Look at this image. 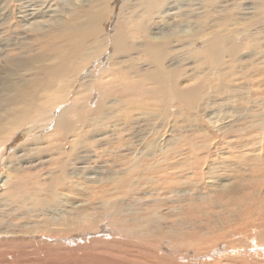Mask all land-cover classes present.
I'll return each instance as SVG.
<instances>
[{"label":"rangeland","instance_id":"374dc122","mask_svg":"<svg viewBox=\"0 0 264 264\" xmlns=\"http://www.w3.org/2000/svg\"><path fill=\"white\" fill-rule=\"evenodd\" d=\"M20 1L0 0V63L10 57L29 63L27 68L8 76L7 81L15 82L29 75L35 78L13 86L6 82V96H13L20 90L37 91L40 79L50 75L51 71H66L63 74L67 76L60 78L59 82L65 84L69 80L70 85L77 77L74 71L81 68L79 65L84 63L83 60L94 61L100 56H104L106 62L102 61L92 70L94 73L91 71L95 80L101 70L108 71L107 65L113 61L118 62L125 71H130L132 79L133 76L135 79L145 77L152 70V63L143 55V51L135 47V51L133 47L130 50L126 48L128 52L122 50V55L119 50L118 55L123 56L119 57L117 53H112L113 44L110 39L105 40L117 26L115 21L116 16H120V12H117L119 8L121 16L126 17L128 1L51 0L52 13H62L58 17L59 22L51 23L47 28V36L49 34L48 37H53V40L46 39V33L40 30L46 26L25 29L18 26L14 13L16 2ZM29 1L37 4L41 2V5L45 0ZM142 1L144 4L145 0ZM156 1L150 8L142 2L138 4L141 9L144 8L139 12L144 15L141 17L154 10H163L164 7L157 9ZM179 1L177 9L173 10L176 11L173 21L170 19L165 23L174 34L183 28L184 33L180 34L187 37L191 35L190 30L199 25L206 30L209 27V31L226 26L229 29L241 27L239 32L248 29L256 33L251 32L247 37L250 40L248 43L243 40L242 34L234 33L237 38L235 41L240 44L239 49H235L234 45L236 54L231 55L234 50L233 47L229 48L230 53L223 54V60H220L221 57L215 64L208 63V60L205 64L203 55L194 51L200 45L196 39L190 42V37L187 40L181 36L178 39L182 43L174 41L175 48L178 46L181 51L194 47L193 57L190 56L192 50H183L181 55V51L177 53L178 49L175 52L170 46L173 42L168 44L167 52L173 51L170 52L173 56L169 55L171 59L167 56L165 62L170 60L166 63L167 68L180 65H175L180 91L202 84L201 93L190 102L173 100L171 105H168L170 101L164 105L157 95L151 93L147 96L144 94L146 97L139 96L148 100L137 97L135 102H131L134 108L127 100H122V103L121 100L117 101V107L112 100L100 97L101 92H104L102 89L79 84L81 80H89L91 73L88 78L85 77L87 79L80 78L78 83L76 80L68 98L75 96L80 106L85 104L84 108H89L90 116L87 119L90 120L89 124L82 127V137L80 134L75 136L81 140V148L78 149L72 143L75 140L72 129L59 130L52 125L54 122H48L44 127L46 130L42 128L37 133L41 146L37 145L39 151L31 150L30 147L35 145L26 147L27 143L22 141L18 146L21 151L15 149L18 152L14 154V162L1 166L0 183L12 179L17 173H25L30 177L24 181L27 194L24 202L0 201V264H141L139 260L142 252L147 256V264H264V0ZM90 6V10L96 9L97 13H94L98 17L88 12ZM183 13L187 15H179ZM148 18L147 15L144 22ZM128 28L136 32L129 38L134 41L127 40V45H138L142 35L147 36L145 30H142V35L139 34V25L131 24ZM53 31L57 33L51 37ZM83 39L89 43L86 49ZM230 42L233 44V39L228 40ZM57 44L63 48L57 47ZM192 44L196 45L192 47ZM55 46L56 49L52 50ZM187 46L190 47L187 49ZM131 50L134 52L131 53ZM35 51L39 54L42 52L41 59L34 57ZM74 51L78 62L73 61L67 65L65 61L58 66V59ZM109 56L113 57L111 61ZM92 67L84 70L85 74ZM178 67L182 69L180 72ZM47 68L50 73L46 71ZM80 70L83 71L82 68ZM149 84V87H143L150 90L154 84ZM89 86L93 90L88 91L91 89L87 88ZM88 92H92L91 96ZM99 97L105 102L100 108L105 114L97 121L95 114L101 111L95 110L99 109L98 102H102ZM69 99L64 103L71 107L73 100L71 98L72 102H69ZM66 104L62 106L68 107ZM111 104L114 109H119L118 113L110 108ZM58 109H54L55 118L59 115ZM82 114L81 111L80 118ZM70 118L72 126L75 120L79 121L76 114ZM131 121L134 129L130 127ZM41 135L44 137L41 138ZM17 141L13 139L12 145ZM21 152L25 159L23 155L20 157ZM78 152H81V162L76 159ZM41 155L47 157L43 165L39 163L38 157ZM19 158L21 164L26 162L30 166L23 168ZM55 176L60 177L57 186L62 194L57 198L44 192L30 196L34 188L43 186L48 189L51 178ZM110 179H114V183H109L113 182ZM6 188L4 185L3 190ZM112 192H117L118 196ZM67 201L74 204L69 205ZM118 205H122L121 212L116 209ZM149 205H157L156 210ZM78 207L82 208L81 219L73 218L74 210ZM125 211H130V214ZM135 216L144 218L134 219L137 218ZM73 219L76 223L70 222ZM126 253H129L128 256L137 255L134 259L138 255L140 258H132V261L129 257L123 261L122 256L126 257ZM141 259L145 263L143 257Z\"/></svg>","mask_w":264,"mask_h":264},{"label":"bare ground","instance_id":"6f19581e","mask_svg":"<svg viewBox=\"0 0 264 264\" xmlns=\"http://www.w3.org/2000/svg\"><path fill=\"white\" fill-rule=\"evenodd\" d=\"M18 1H20V0H18ZM33 1V0H32ZM35 1V0H34ZM81 1V0H80ZM126 1H128L129 3H128V6H127V8L129 9V11H127V12H125V14H127L126 15V17H124V16H121V9L119 8L118 10H117V12L119 13V17L118 16H116V18H117V20H116V18H115V24L117 25L116 27H115V29H113L112 30V32L111 33H109V35L107 36V34H106V38H105V40L108 38V40L110 39V42H111V45H112V53H117V55H118V52H119V50H120V52L119 53H121V52H123L122 50H125V51H127L128 52V50H130L131 49V47H133V49H134V51H135V48H137L138 50H140V51H143L144 52V54L142 53V52H140V51H138L137 49H136V51H138L139 53H142L144 56H146V57H148L149 58V60H150V62L152 63L151 65H152V70H150V71H148L147 73H146V76L145 77H142V78H139V79H135L134 78V76H133V79L131 78V74H130V71H125L124 69H123V67H121V65H118V62H116V61H113L112 63L111 62H109V60H108V65H107V69H108V71H105L104 69L103 70H101L100 71V73L98 74V76H97V78H96V80L94 79V76L92 75L94 72V69L103 61H105V57L104 56H100V57H98L96 60H94V61H91V59H90V61H86V60H83L84 61V65L83 64H80L79 66H81V68H82V72H81V68L80 67H78L79 69H78V71L76 72V71H74L75 73H77L76 74V78H74V80L71 78V80H73L72 81V83L69 85V83H70V81L68 80V82L67 83H65V84H61L59 81V79L60 78H62L63 76H65L63 73L64 72H66V71H51V74L50 75H48V76H46V77H44V78H41L40 79V81H39V85H38V89H37V91H35V92H29V91H23V90H20V91H18V92H15L14 94H13V96H6L5 95V88H4V84L6 83V82H8L10 85H20L19 83L20 82H29V81H32V80H34V78H35V76H33V75H29V76H24L25 78H23V77H18V78H20V79H16L17 81H15V82H12V81H7L6 79L8 78V76H10L11 74H13V73H16V72H18V70L20 71V69H23V68H27L29 65V63H26V62H23V61H21V60H16V58H15V60H13L11 57L10 58H5V59H7L6 61H4V62H1L0 63V170H1V166H5V164L6 163H13L14 162V154H16L19 150H20V147H18L20 144L19 143H21L22 141H25L26 143H27V146L26 147H28V146H33V145H35V147H30V149L31 150H34V151H39L38 150V148H37V145H39V143H38V141H39V135L37 134V133H39V131L43 128L44 130H46L45 128V126H47V124H48V122H54L52 125H54L55 127H57V128H59V130L60 129H66V130H73V136L75 137V136H78L79 134L81 135V137H82V134H83V131H82V127H84V126H87L88 124H89V121L90 120H87V119H90V116H89V112H88V109L87 108H84L86 105L84 104H82V101H81V104L83 105V106H80V103L78 104V102H79V100H76V97L75 96H73V97H71L70 95V99L72 98V100H73V104H72V106L71 107H69L66 103L68 102L67 100L69 99L68 98V94H69V92H71V87H74L73 86V84L76 82V80H77V83H78V81H79V79L81 78V79H87L88 77L87 76H89V74H90V77L91 78H88L89 80H83L84 81V83H83V81L81 80V82H79V84L80 83H82L83 84V86H84V84L86 85V84H89V85H91V87H97V88H99V89H102L104 92H101V94H100V97L102 96V99L103 100H105L106 98H107V100H112V102H114V104L116 105L117 103V101H119V100H121V103H122V100H127V101H130V103L131 102H133L137 97L139 98V96L141 97L142 95L144 96V94L146 95V94H151V93H154L155 95H157V97H158V99L159 100H161V101H163V103H164V105L166 104V103H168V101H170L169 102V104L168 105H171L172 104V102L171 101H176V100H180V101H184V102H190L192 99H194L196 96H197V94L201 91V88H202V84L201 83H199V84H197V85H195V86H193L192 88H189V89H181L182 91H180V89L178 88V77H179V74H178V69L175 67V65L177 66V65H179V64H175V65H170L171 67H175V68H170V66L167 68V65L168 64H166L168 61H170V60H167V62H165L166 60L165 59H167V56H168V58H172V57H169V55L171 54V56H173V54L172 53H170V52H173V51H169V52H167L168 50H167V48L169 47L168 46V44L170 45L172 42V45H170V46H172L173 48H174V51L175 50H177L178 49V52L177 53H180V49L181 48H178V46H177V49L175 48L176 46H174L175 45V43H174V41H176V42H181V41H179V39L178 38H180L181 36H183V34H180V32L181 33H184V31L181 29V30H179V32H178V34H174V33H172L171 31L172 30H170L171 28L168 26V25H166L165 23L168 21L169 22V20L170 19H172V21H173V18L176 16V11H173V10H175V9H177V2L179 1V0H157L156 2L158 3V7H157V9L159 8H163V10H161L160 12H157V11H151V12H149V13H147V15L149 16V18L147 19V20H145V22H144V19H145V17L147 16H145V17H141V16H144V15H141V14H139V12L140 11H142L143 9H141L140 8V6L138 5L139 3H141V4H143V1L142 0H125V2ZM154 1L155 0H145L144 1V4L143 5H145V6H147V8H150V5L151 4H153L154 3ZM234 1H236V0H234ZM37 2V1H36ZM121 2V1H120ZM155 2V3H156ZM180 2V1H179ZM29 3V4H28ZM39 3H41V2H39ZM37 4V3H35V2H31V1H29V0H22V1H20L19 3H17L16 2V8H15V17L17 18V24H18V26H20V28H27V27H29V28H32L33 26H36V27H40V26H46V27H43L42 29H40L43 33H46V31H47V28L49 27V24H51V23H53L54 24V22H59V18L58 17H60L61 15H62V13H52V11L51 10H53L51 7L53 6V1L51 2V0H45V1H43L42 2V4L40 5V4ZM121 3H123V1L121 2ZM79 4V3H78ZM127 4V3H126ZM140 4V5H141ZM250 5V4H249ZM224 6V5H223ZM226 6V5H225ZM140 9H139V8ZM252 7V6H251ZM250 7V8H251ZM2 8V7H1ZM92 8V6H90L89 7V11L88 12H90L93 16H94V14H95V16H97L96 15V9L95 8H93V10H90ZM12 9V8H11ZM55 9V8H54ZM95 9V10H94ZM126 9V8H125ZM137 9V10H136ZM245 9V8H244ZM97 11H98V9H97ZM178 11V10H177ZM244 11H246V10H244ZM94 12H96V13H94ZM115 12V11H114ZM250 12V11H249ZM118 13H116V14H118ZM180 13V12H179ZM189 13V12H188ZM243 13H246V12H243ZM247 13H248V11H247ZM100 14V13H99ZM191 14V13H190ZM180 16H186L187 14H179ZM8 16V15H7ZM85 16H87V14L85 15ZM80 17V16H79ZM98 17V16H97ZM65 19V18H64ZM91 19V18H90ZM97 19H99V18H97ZM185 19H186V17H185ZM84 20V19H83ZM86 20V19H85ZM186 20H189V19H186ZM90 21V20H89ZM94 21V20H93ZM121 21H123L121 24H119ZM24 22V23H23ZM66 22V21H65ZM160 22H163V23H160ZM167 22V23H168ZM183 22V21H182ZM61 23V22H60ZM71 23V22H70ZM74 24H75V22H73ZM95 23V22H94ZM8 24V23H7ZM62 24V23H61ZM67 24V23H66ZM131 24H134V25H139L140 26V30H139V34H141L142 35V30H145L146 31V33H147V36H144V35H142L143 36V38L141 39L142 41L139 43V42H137V44L138 45H136V44H134V46H133V44H132V46L131 45H127V40L128 41H130L129 40V38L132 36V34L134 33V32H136L135 30H129V28H128V26L129 25H131ZM76 25V24H75ZM84 25V24H83ZM83 25H82V27H83ZM87 25V24H86ZM174 25V24H173ZM51 26V25H50ZM174 26H177L176 24L174 25ZM200 26V25H199ZM198 26V27H199ZM203 26V25H202ZM205 26V25H204ZM194 27H196V28H192L191 30H190V32H191V35H186L188 38L190 37H192L191 39L189 38V40H190V42L191 41H193L194 42V39H196V40H198V41H200V45H199V48L197 49V47L194 49V47L193 46H195V45H191L192 47V49H194V51L196 50V51H198L199 52V54L202 56L203 55V58H205L206 60H204V62H205V64H206V61L209 63H211V64H215V63H217V61L219 62V59L220 60H223V54H226L227 52H229L230 53V49L229 48H232L233 50H234V45H235V49H236V47H238V49H239V45H238V43L235 41V38H236V36L234 37V33H239V35L240 34H242L241 36H243L242 38H244L243 40H247L246 42L248 43V41L250 42V40L249 39H247V37L249 36V35H251L252 33H256V32H249L248 31V29H244V31L243 30H241L240 32H242V33H240L239 32V30L240 29H242L241 27L239 28V27H232L231 29H229L228 27H226V26H224V27H222V28H219V29H211L210 31L208 30L209 29V27H208V29L206 30L205 28H202L201 26L198 28L197 26H194ZM55 28V27H54ZM58 28H59V26H58ZM78 28V27H77ZM198 29H200V30H198ZM39 30V31H40ZM49 30V29H48ZM53 30V29H52ZM56 30V29H55ZM245 30H247V31H245ZM34 31V30H33ZM51 31V30H50ZM25 32V31H24ZM23 32V33H24ZM70 32H71V30H70ZM73 32H74V30H73ZM78 32V31H77ZM176 32V31H175ZM229 32V33H228ZM231 32V33H230ZM57 32L55 31V33H54V31L52 32V35H50L51 37L52 36H54L55 34H56ZM72 33V32H71ZM79 33V32H78ZM257 33H259L258 31H257ZM7 34V33H6ZM50 34H51V32H50ZM77 34V33H76ZM80 34H82L81 33V31H80ZM190 34V33H189ZM231 34H233V35H231ZM46 36H47V33L45 34ZM75 35V34H74ZM73 35V36H74ZM238 35V36H239ZM25 36V35H24ZM27 36V35H26ZM28 36H29V34H28ZM48 36H49V34H48ZM47 36V38L46 39H48L49 37ZM76 37L78 36V35H75ZM140 35H138V37H139ZM179 36V37H178ZM194 36V37H193ZM237 36V37H238ZM16 37V36H15ZM67 38L69 37V36H66ZM173 37H177L175 40H173L172 38ZM187 37H184L183 36V39H187ZM232 37H234V38H232ZM53 38V37H52ZM52 38H49V39H52ZM61 38V37H60ZM59 38V39H60ZM72 38V37H71ZM80 38V37H79ZM86 38V37H85ZM228 38H230V39H233V44H231V42H230V44L228 43V40H230V39H228ZM239 39L241 38V37H238ZM241 38V39H242ZM58 39V40H59ZM73 39H74V37H73ZM72 39V40H73ZM171 39V40H170ZM228 39V40H227ZM237 39V38H236ZM257 39V38H256ZM53 40V39H52ZM52 40H51V42H52ZM62 40H64L63 42H65L66 41V39H64V37L62 38ZM75 40V39H74ZM188 40V39H187ZM195 40V41H196ZM2 41V40H1ZM67 41H68V39H67ZM132 41H134V40H131L130 42H132ZM183 41V40H182ZM252 41V40H251ZM46 42V41H45ZM70 42V41H69ZM82 42L83 43H85V47L84 46H82V47H84V49H86V47H87V45L89 44L88 43V41L86 40V39H83L82 40ZM17 43V42H16ZM104 43V42H103ZM109 43V42H108ZM178 43H176V45L178 44ZM182 43V42H181ZM189 43V42H188ZM56 43H54L53 44V46L55 45ZM180 44V43H179ZM185 44H186V42H185ZM108 45V44H107ZM229 45V47H228V49L226 48V46H228ZM231 45H233V46H231ZM236 45H238V46H236ZM71 46V45H70ZM70 46H67V48L68 47H70ZM79 46V45H78ZM81 46H80V48H81ZM104 46V45H103ZM231 46V47H230ZM50 47H51V45H50ZM57 47H59V48H63L61 45H59V44H57ZM72 47V46H71ZM70 47V48H71ZM77 47V46H76ZM107 46H105L104 48H106ZM128 47H130V48H128ZM135 47V48H134ZM181 47V46H180ZM183 47H184V45H183ZM190 47V46H189ZM188 46H187V49L189 48ZM92 48H94V47H92ZM128 50H127V49ZM185 48V47H184ZM41 49V48H40ZM55 50L56 49V46H55V48L54 47H52V50ZM74 49V47L72 48V50ZM76 49V48H75ZM84 49H82V50H84ZM107 49V48H106ZM106 49H104V50H106ZM192 49H189L188 51L186 50V48H185V50L184 51H186V52H189L190 50H192ZM237 49V50H238ZM29 50H31V49H29ZM28 50V51H29ZM34 50H36V47L34 48ZM82 50H80V51H82ZM102 50H103V48H102ZM103 50V51H104ZM182 50V51H183ZM28 51L26 52L25 51V54H28ZM37 51V50H36ZM34 52V53H36L35 55H34V57H37L38 59H41V56H43V55H41L42 54V52H41V54H39V53H37V52ZM46 51V50H45ZM49 51V50H48ZM87 51V50H86ZM85 51V52H86ZM107 51V50H106ZM132 51V50H131ZM134 51H132L131 53H133ZM182 51H181V55L183 54L182 53ZM183 51V52H184ZM239 51V50H238ZM62 52V49L60 50V52H59V54ZM68 52V51H67ZM176 52V51H175ZM191 53L193 52V50L192 51H190ZM234 52V53H233ZM233 52H231L230 54L232 55V54H236V50H234ZM18 53V52H17ZM33 53V54H34ZM45 52L43 51V54H44ZM56 53H57V51H56ZM64 53V52H63ZM76 51H74V52H72V53H69V54H63V55H65L66 56V58H65V56L62 58V59H56L57 61H56V63H58V66H59V63H64L65 61H66V64L67 63H72L73 61H75V62H78L79 60H76L77 58H76ZM92 53V52H91ZM229 53H227V54H229ZM30 54H31V52H30ZM59 54H57L58 56H60ZM88 54V53H87ZM86 54V55H87ZM105 54V53H104ZM108 54V53H107ZM14 55V54H13ZM45 55H46V53H45ZM62 55V56H63ZM85 55V54H84ZM90 55V54H89ZM96 55H97V53H96ZM112 55H114V54H112ZM117 55H115V56H117ZM120 55V54H119ZM118 55V56H119ZM121 55H122V53H121ZM119 56V57H123V56ZM193 55H194V53H192V55L190 54V56H192L193 57ZM199 55V56H200ZM47 56V55H46ZM88 56V55H87ZM139 56H140V54H139ZM226 56V55H225ZM13 57V56H12ZM55 57V56H54ZM57 57V56H56ZM89 57V56H88ZM14 58V57H13ZM85 58V57H84ZM108 58H110V61H111V59L113 58V57H111V56H109ZM115 58H117V57H115ZM174 58V57H173ZM201 58V57H200ZM86 59V58H85ZM81 60V59H80ZM174 60V59H173ZM172 60V61H173ZM201 60V59H200ZM32 62H33V60H31ZM172 61H171V63H172ZM175 61V60H174ZM106 62V61H105ZM121 62H122V60H121ZM221 62V61H220ZM62 63V64H63ZM80 63V62H79ZM175 62H173V64H174ZM202 63H203V61H202ZM207 63V64H208ZM76 64V63H75ZM219 64L220 63H218V65L217 66H219ZM57 65V64H56ZM61 65V64H60ZM67 65H69V64H67ZM204 65V64H203ZM210 65V64H209ZM208 65V66H209ZM58 66H57V69H58ZM64 66V65H63ZM62 66V67H63ZM93 66V67H92ZM180 66V65H179ZM195 66V65H194ZM70 67V66H69ZM77 67V66H76ZM89 67H92V69L90 70V72L88 73V72H86V74H85V72H84V70H87ZM55 68H56V66H55ZM54 68V69H55ZM178 68H180L179 69V72H180V70H182L181 69V67H178ZM53 69V70H54ZM60 69V68H59ZM62 69V68H61ZM65 69V68H64ZM77 69V68H76ZM175 69V70H174ZM176 69H177V71H176ZM216 69H217V67H216ZM93 70V71H92ZM46 71L48 72V73H50V69L49 68H47L46 69ZM68 71V70H67ZM72 71V70H71ZM93 73H92V72ZM95 71H97V70H95ZM99 71V70H98ZM107 72V73H106ZM80 73H81V75L82 76H80ZM106 73V75H103V74H105ZM63 74V75H62ZM18 75V74H17ZM22 74H20V76H21ZM14 76H16V75H14ZM67 76V75H66ZM68 76H69V74H68ZM71 76H72V74H71ZM93 76V77H92ZM12 77V76H11ZM85 77H87V78H85ZM107 77V78H106ZM78 78V79H77ZM106 78V79H105ZM67 79H70V77L69 78H67ZM66 79V80H67ZM6 80V81H5ZM148 80V81H147ZM62 81V80H61ZM65 81V80H64ZM149 81H150V84H154V85H152L149 89L150 90H147L146 88H144L143 86H145L146 85V87H149L148 85H147V83L149 84ZM4 82V83H3ZM145 82H147V83H145ZM3 83V84H2ZM76 84V83H75ZM81 84V85H82ZM149 84V85H150ZM69 85V86H68ZM83 86H81L82 88H83ZM153 86H154V89H152L153 88ZM90 86L89 87H87V88H91ZM93 87V88H94ZM71 88V89H70ZM97 88H95V89H97ZM88 91H90V90H93L92 88L91 89H87ZM79 91V90H78ZM85 91V90H84ZM64 92V94H62ZM73 92V91H72ZM86 92V91H85ZM95 92H96V90H95ZM89 94L90 93H92V92H88ZM201 93V92H200ZM199 93V94H200ZM77 94V92H75V95ZM83 94V93H82ZM198 94V95H199ZM84 96V95H83ZM90 96H91V94H90ZM147 96V95H146ZM146 96H144V97H146ZM81 97V96H80ZM87 97L89 98V96L87 95ZM87 97H85V98H87ZM99 97V99H101ZM139 98L140 100H143L144 99V101L145 100H148V99H145V98ZM77 98H78V96H77ZM69 99V102L71 101L72 102V100H70ZM101 99V100H102ZM103 100H102V102L101 101H99L98 102V108L99 109H96L95 110V112H97V110H99V111H101L99 114H95V117H97L96 118V120L98 121L99 119L98 118H100V116L101 115H103V114H105V112H102V109H100L101 108V106L103 105V103H105V102H103ZM66 101V103H64ZM125 102V101H124ZM135 102V101H134ZM84 103V102H83ZM90 103V102H89ZM111 103V102H110ZM126 103H128V102H126ZM138 102L136 101V104H137ZM149 103V102H148ZM151 103V102H150ZM62 104L64 105V104H66L68 107H66V106H62ZM87 104V103H86ZM132 105H133V103H131ZM112 105L113 104H111V109L113 108L112 107ZM139 105V104H138ZM137 105V106H138ZM117 106V105H116ZM136 105H135V107H137ZM59 108L58 110H59V113L57 112V114H59L58 116H56V118L53 116V112H54V109L55 108ZM115 107V106H114ZM118 107V106H117ZM130 107V106H129ZM129 107H128V109H129ZM142 107V106H141ZM132 108H134V105H133V107ZM140 108V107H139ZM148 108V107H147ZM106 109V108H105ZM114 109V108H113ZM143 109V108H142ZM146 109V108H145ZM150 109H154V108H150ZM114 110H116L117 111V113H118V110H117V108H115ZM122 110H123V108H122ZM137 110V109H136ZM155 110V109H154ZM56 111V110H55ZM82 111V116H81V118H80V112ZM149 111V110H148ZM152 111V110H151ZM91 113V112H90ZM128 114L130 113L129 112V110H128V112H127ZM55 114V113H54ZM72 114H76L77 115V118L79 119V121H74L75 122V124L72 126V120H70L71 118H70V116L72 115ZM88 114V115H87ZM127 114V115H128ZM126 115V114H125ZM130 116H131V114H130ZM73 117V116H72ZM93 117V116H92ZM103 117V116H102ZM76 118V117H75ZM123 119H124V117H123ZM226 119V118H225ZM117 120V119H116ZM130 120H131V118L128 120V122H130ZM216 121V120H215ZM73 122V123H74ZM77 122H78V124H77ZM218 122V121H217ZM130 124V127L132 128V127H134L133 125H132V121H131V123H129ZM217 125V124H216ZM49 126V125H48ZM45 127V128H44ZM139 127V126H138ZM54 129H56V128H54ZM77 129H79L78 131H77ZM130 129V128H129ZM132 129H134V128H132ZM135 129H136V127H135ZM123 130V129H122ZM42 132V131H41ZM71 132V131H70ZM117 132V131H116ZM121 132V131H120ZM46 133V132H45ZM65 133V132H64ZM122 133V132H121ZM43 134V133H42ZM66 134V133H65ZM42 136V135H41ZM65 136V135H64ZM144 136V135H143ZM44 136H42L41 138H43ZM81 137H80V139H81ZM141 137V136H140ZM40 138V139H41ZM100 138V137H99ZM13 139H15V141L16 140H18L17 142H15L14 143V145H12L13 143ZM101 139H102V137H101ZM50 140V139H49ZM117 140H118V138H117ZM43 141V140H42ZM72 141V140H71ZM75 143V146H77V148L78 149H80L81 148V140H77L76 139V137H75V140H73L72 141V143ZM97 142V141H96ZM9 144H11L10 146H9ZM24 144V143H23ZM192 145V144H191ZM40 146V145H39ZM73 146V145H72ZM75 146H73L74 148H75ZM22 147V146H21ZM41 147V146H40ZM118 147V146H117ZM18 148V151H15V149H17ZM76 148V149H77ZM126 148V147H125ZM9 149H11V150H9ZM22 149V148H21ZM127 149V148H126ZM41 150V149H40ZM21 151V150H20ZM26 152V151H25ZM28 152V151H27ZM22 154H19L20 155V157H21V155H23L24 153L23 152H21ZM34 153V152H33ZM32 153V154H33ZM45 153V152H44ZM25 156H26V154H25ZM35 156V155H34ZM36 156H37V153H36ZM16 157V156H15ZM26 157H28V156H26ZM39 158V160H40V162L39 163H42V165H43V162H45L46 160H44L45 158H47V157H45V156H40V157H38ZM80 158H81V152H78L77 153V155H76V159L77 160H79V162H81L80 161ZM16 159V158H15ZM20 159V158H19ZM23 159H25L24 158V155H23ZM82 160V159H81ZM95 160V159H94ZM17 161V160H16ZM21 159H20V161H19V164H21ZM34 161V160H33ZM37 161V160H36ZM77 162V161H76ZM17 164H18V162H16ZM23 163H26V162H23ZM21 164V166H23V168H24V166H25V168H27L26 166H30V163H26V164ZM35 163V162H34ZM36 163H38V162H36ZM87 163V162H86ZM18 164V165H19ZM45 164V163H44ZM12 165V164H11ZM14 165V164H13ZM150 165V164H149ZM9 166V165H8ZM35 166H38L37 164H35ZM40 166V165H39ZM3 172V171H2ZM140 173V172H139ZM25 174V173H24ZM24 174H20V173H17V175H15L14 177H12V179H9L8 178V180L6 179V180H4L2 183H0V201H2V200H4V201H17V202H21V201H25V199H26V192H25V186H24V181H25V179L26 178H28V177H30V175H24ZM121 174V173H120ZM0 176H1V173H0ZM126 177H128V176H126ZM107 178V177H106ZM114 178V177H113ZM125 178V177H124ZM49 180V179H48ZM110 180H112V179H110ZM114 180V179H113ZM112 180V181H113ZM115 180H116V177H115ZM0 181H2V180H0ZM59 181H60V177L59 176H55L54 178H51V183H50V185L48 186V189L45 187H39V188H34L33 190H32V192H31V195L30 196H37V195H39L40 193H42V192H44V193H47V194H49L51 197H58L59 196V194H62V193H60V190H58V188H59V186H57V185H59ZM129 181V180H128ZM10 183V184H9ZM48 183V182H47ZM109 183H114V181L113 182H109ZM116 184V183H115ZM4 185H6V190L4 189L3 190V186ZM111 185V184H110ZM123 185V184H122ZM131 184L129 183V186H130ZM46 186V185H45ZM124 186H127L126 184L124 185ZM159 186V185H158ZM161 186V185H160ZM120 186H118V187H116V188H119ZM122 187V186H121ZM132 187V186H131ZM134 187V186H133ZM132 187V188H133ZM112 188H113V186H112ZM129 188V187H128ZM47 189V190H46ZM139 189H141V188H139ZM118 190V189H117ZM119 190H121V189H119ZM134 190H135V187H134ZM159 190V189H158ZM128 191H130V190H128ZM133 192V191H132ZM93 193H95V191L93 192ZM111 193V192H110ZM113 193H115V195H117L118 196V194H116L117 192H112V194ZM119 193V192H118ZM134 193V192H133ZM132 193V194H133ZM120 194V193H119ZM135 194V193H134ZM131 197H132V195H131ZM120 201V200H119ZM16 202V203H17ZM22 202V203H23ZM68 202V204L70 203V204H72L71 203V201H67ZM66 202V203H67ZM69 204V205H70ZM74 204V203H73ZM72 204V205H73ZM116 204H118V203H116ZM22 205V204H21ZM154 205V204H153ZM68 206V205H67ZM122 206V205H121ZM121 206H116V209H117V211L118 212H121L122 210H121ZM149 206H152V205H149ZM157 206V205H156ZM155 206V207H156ZM153 207V206H152ZM155 207H153L155 210H156V208ZM79 208V207H78ZM81 208V207H80ZM80 208L79 209H76V210H74L75 211V214H74V216L75 217H73V218H83V216L82 217H80L82 214H81V210H80ZM142 208V207H141ZM148 208V207H147ZM150 208V207H149ZM148 208V209H149ZM82 209V208H81ZM136 209V208H135ZM152 209V208H151ZM150 209V210H151ZM84 210V209H83ZM126 210V209H125ZM150 210H148V212L150 211ZM153 210V209H152ZM154 210V211H155ZM125 212H127V211H125ZM113 213H114V210H113ZM117 213V212H116ZM128 213V212H127ZM132 213V212H131ZM134 213V212H133ZM143 213H145V210H144V212ZM146 213H147V211H146ZM145 213V214H146ZM73 214H72V216H73ZM128 214H130V211H129V213ZM116 215V214H115ZM132 215V214H131ZM130 216V215H129ZM134 216V215H133ZM145 216V215H144ZM135 217H137V216H135ZM147 217H148V215H147ZM71 218V217H70ZM139 218H144L143 216H141V217H137V218H134V219H139ZM148 219H150V218H148ZM72 221H74V219L73 220H71L70 222H72ZM78 221H79V219H78ZM77 221V222H78ZM75 223H76V221H74ZM73 222V223H74ZM161 239H162V237H161ZM153 240V239H152ZM160 240V239H159ZM164 242V241H163ZM154 243V242H153ZM155 245V244H154ZM160 245V244H159ZM105 247V246H104ZM109 247V246H108ZM153 247V246H152ZM157 248H158V246H157ZM99 249V248H98ZM96 250V251H99V250ZM106 250H107V248H105ZM138 250V249H137ZM94 252H95V249L93 250ZM108 251H109V248H108ZM113 251V250H112ZM115 251V250H114ZM128 251V250H127ZM126 251V252H127ZM131 251V250H130ZM139 251V250H138ZM134 252V251H133ZM155 252V251H154ZM98 253V252H97ZM116 253V252H115ZM130 253V252H129ZM128 253V254H129ZM143 253V252H142ZM142 253H140L141 255H140V257L142 258L143 257V259L145 260V263H143V260L139 257V255H138V257L140 258V263H141V261H142V263L141 264H147V262H146V260H147V256H146V254H142ZM147 253V252H146ZM157 253V252H156ZM107 254V253H106ZM128 254L126 253V257H124V256H122L124 259H123V261H125V259L126 260H128V258L130 257L131 258V260H132V258L134 259V256H137V255H132V254H130V255H132V256H128ZM135 254V253H134ZM139 254V253H138ZM98 255V254H97ZM117 255V254H116ZM144 255H145V258H144ZM148 256H149V254H148ZM113 257V256H112ZM119 257H121V256H119ZM138 257H135V259L134 260H137L138 259ZM156 257V256H155ZM120 259V258H119ZM118 259V260H119ZM155 259V258H154ZM111 261V260H110ZM133 261V260H132ZM149 261V260H148ZM112 262V261H111ZM135 262H138V261H135ZM134 262V263H135ZM152 262V261H151ZM156 262V261H155ZM99 263H100V261H99ZM139 263V262H138ZM114 264V263H113ZM116 264H118L117 262H116ZM126 264H129V263H126ZM156 264V263H155ZM193 264V263H192Z\"/></svg>","mask_w":264,"mask_h":264}]
</instances>
